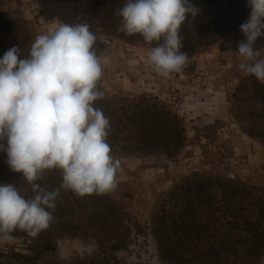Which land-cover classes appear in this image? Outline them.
Segmentation results:
<instances>
[{
    "label": "rangeland",
    "instance_id": "rangeland-1",
    "mask_svg": "<svg viewBox=\"0 0 264 264\" xmlns=\"http://www.w3.org/2000/svg\"><path fill=\"white\" fill-rule=\"evenodd\" d=\"M116 7L112 0H0V58L17 46L23 59L37 35L60 23L90 25L104 92L94 107L109 119L107 142L123 169L109 194L61 189L54 222L36 236L54 248L36 256L32 237L16 230L13 240L0 239V264H264V84L238 67L244 34L181 49L189 65L163 77L146 64L155 44L119 31ZM167 110L185 139L148 147L146 129L162 124ZM6 160L0 152V184L33 197ZM61 182L60 170L36 181L45 190Z\"/></svg>",
    "mask_w": 264,
    "mask_h": 264
},
{
    "label": "clouds",
    "instance_id": "clouds-1",
    "mask_svg": "<svg viewBox=\"0 0 264 264\" xmlns=\"http://www.w3.org/2000/svg\"><path fill=\"white\" fill-rule=\"evenodd\" d=\"M249 18L240 25L245 36L237 44L239 69L264 84V0H248ZM200 8L190 0H126L115 15L125 35L139 34L155 44L146 64L168 77L189 65L182 52L180 28L195 20ZM97 35L87 22L60 23L37 35L28 54L13 46L0 58V152L11 171L22 173L33 197L22 195L13 183L0 184V239L11 241L16 230L36 237L54 222L61 189L75 195H105L117 188L121 162L107 142L110 122L94 102L104 98L97 87L102 66L93 45ZM46 170H60L62 182L45 190L36 181ZM52 210V211H49Z\"/></svg>",
    "mask_w": 264,
    "mask_h": 264
},
{
    "label": "trees",
    "instance_id": "trees-1",
    "mask_svg": "<svg viewBox=\"0 0 264 264\" xmlns=\"http://www.w3.org/2000/svg\"><path fill=\"white\" fill-rule=\"evenodd\" d=\"M112 1L118 6L111 11V14L115 15L116 10L123 7L126 0ZM190 2L198 6L201 11L195 20L189 17V20L180 28L183 42L181 49L187 51H193L201 46L208 47L234 31L241 32L240 25L249 18L248 0H190ZM110 5L113 4H109V7ZM116 20L117 18H114V21ZM134 36L141 37L139 34ZM255 85L258 83L256 82ZM261 87L263 88V85ZM261 92L258 97L264 103V89ZM156 122L160 123L158 118H156ZM161 128L163 134H161ZM146 131H148L149 138L144 141V144L148 147L174 145L185 139L182 135L183 128L170 110L166 111L162 124L148 127ZM161 136L163 139L157 142V138ZM46 181L48 182L50 179ZM32 248L37 256L46 250L53 249L54 245L49 237H32Z\"/></svg>",
    "mask_w": 264,
    "mask_h": 264
}]
</instances>
